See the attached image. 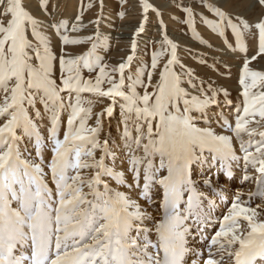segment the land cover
<instances>
[{"label": "snow or ice", "instance_id": "obj_1", "mask_svg": "<svg viewBox=\"0 0 264 264\" xmlns=\"http://www.w3.org/2000/svg\"><path fill=\"white\" fill-rule=\"evenodd\" d=\"M258 3L264 7V0ZM41 6L47 10L44 0ZM149 7L144 4L145 10ZM185 11L191 26L194 23L192 10L186 8ZM214 11L219 17L214 28L226 24L238 37L242 34L241 26L245 30H257L259 53H264V17L255 24L239 17V23H233L224 12ZM0 16L7 17L6 23L0 22V89L9 93L0 105V116L8 117L0 124V264H186L185 257L192 252L187 239L192 228L207 241V257L203 251L195 253L202 264H264V220H257V210L243 205L239 195L218 221L219 228L214 235L210 239L204 236V228L212 221V207L209 202L205 208L200 184L194 179V165L238 157L232 136L197 125L194 113L202 114L214 104L215 93L191 95L181 86V76L172 70L177 63L176 44L165 36L171 55L152 92L147 90L151 71L147 73L149 85L142 80L143 70L135 78L129 76L130 82L125 85L124 71L133 56L112 70L120 73L119 81L112 78L106 71L108 66L99 64L101 58L94 55L96 43L83 56L67 59L60 56L61 81L57 85L52 79L56 56L41 30V21L24 8L21 0H0ZM54 27L58 33L61 27L66 30L62 22ZM73 30H77L75 26ZM29 34L37 44L29 40ZM86 39L92 40V37ZM62 41L64 44L86 42L70 40L66 35L62 36ZM135 47L133 42V51ZM162 55V52L153 53V71ZM81 67L89 71L99 68L94 82L83 78ZM185 74L191 84L192 72L186 70ZM105 79L110 84L106 91L101 87ZM258 82H264V73L251 71L249 61L245 60L240 78L243 114L238 108L234 127L226 118L221 119L222 126L238 140L242 133L250 138L260 136L255 143V154L249 150L253 147L251 139L247 147L244 142L240 143L244 161L260 164L257 169L260 187L264 186V131L257 133L255 128L248 127L251 122L248 117L254 120L259 116L264 121V91L258 95L250 92ZM138 86L144 88L142 95L136 90ZM61 92L69 93L68 107L71 108L62 139L59 138L57 111L64 108ZM85 92L113 99L120 97L124 101L121 139L130 180H126L124 171H116L105 163L107 156L111 155L113 162L116 156L109 149L107 139L100 143L99 130L86 125L85 117L90 108H84L80 99V94ZM72 93L76 94L75 103H72ZM224 94L227 96L226 91ZM38 97L44 111L51 112L48 139L52 155L47 164L42 155L43 137L30 115ZM106 111L111 115L113 109L109 107ZM36 114L39 116V111ZM17 128L35 135L38 161L31 158V153H28L29 158L23 157L18 147ZM96 149L103 153L99 159L95 157ZM45 167L50 171L54 188L49 187L45 179L49 174ZM86 168L95 170L87 180L80 172ZM73 171L75 174L71 175ZM225 174L231 175L230 169ZM104 177L114 179L128 191L113 189ZM203 184L209 185L210 181L204 179ZM85 186L88 193L83 191ZM133 190H139V197L154 206L158 218L131 198L128 192ZM154 196L159 197L158 203ZM241 219L247 222V231L241 229ZM146 221L152 223L151 228L146 226ZM153 232L155 240L151 239Z\"/></svg>", "mask_w": 264, "mask_h": 264}, {"label": "rangeland", "instance_id": "obj_2", "mask_svg": "<svg viewBox=\"0 0 264 264\" xmlns=\"http://www.w3.org/2000/svg\"><path fill=\"white\" fill-rule=\"evenodd\" d=\"M44 2L47 3V10L41 6L42 0H21L24 8L34 18L41 21L43 25L41 30L50 41L51 51L56 56V60L53 61L52 79L56 81L57 85L61 81L60 56L64 55L66 59L83 56L89 52L93 43H96L94 55L101 58L99 64L108 66L106 71L112 78L119 81L120 73L112 70L118 68L120 63H125L129 56H133L131 63L124 71L125 85L130 82L128 77L135 78L140 70H143L142 80L144 84L149 85L147 73L151 71V84L147 90L152 92L159 81L164 64L171 55L170 45L164 42L165 36L169 41L176 44L177 63L172 66V70L181 76V86L191 95L201 96L203 93L212 96L215 93L216 102L214 104L209 105L202 114L194 113L197 117V125L199 127H211L216 133L220 132L219 134L232 136L233 147L239 159H236V162L229 159L226 162L217 160L215 164L213 162L194 165V179L200 184L199 191L203 194L205 208L207 209L209 202H211L212 207V221L209 224V229L204 228V233L207 234L208 239L214 235V231L219 228L218 221L227 214L237 195H239L243 205L257 210V220H264V186L258 187L260 173L257 169L260 164L251 161L246 163L243 159L245 154L240 150L241 141L247 147L248 141L251 139L253 147L249 150L255 154V143L261 138L258 134L250 138L247 133H242L238 140L233 132L222 126L223 119H221V117L226 118L228 123L234 127L237 109L239 108L240 114H243L244 97L240 78L244 62L245 60L249 61L251 71L264 73V53H259L258 31L254 28L245 30L241 26L242 34L238 37L233 28L226 24L219 28L213 27L214 24L219 23L215 9L224 12L226 16L232 19L233 23H239L237 20L239 17L249 24H255L264 17V7L258 3V0H44ZM145 3L151 6L147 10L144 8ZM186 8H190L193 13L194 23L191 26L187 22L189 17L185 11ZM78 17L79 19H77ZM6 21L7 17L0 16V22L6 23ZM61 22L66 25V30L61 27L58 33L54 25ZM74 26L77 29L75 31L73 30ZM64 35L68 36L70 40L81 39L86 40V42L64 44L62 41ZM87 37H92V40H87ZM29 40L34 45L37 44L31 34H29ZM133 42L136 45L134 51ZM156 52H162L163 55L160 57L157 69L153 71L151 69L152 56ZM186 70L192 72L191 84L188 82L189 77L185 74ZM98 73V67L93 71L81 67V75L85 80L92 79L94 82ZM247 82L251 83L250 78ZM101 87L105 91L110 87L107 79L104 80ZM136 90L141 95L144 92V88L139 86ZM225 91L227 96L224 94ZM261 91H264V82H258L255 88L250 89V92L257 95ZM8 94L0 89V105L4 103L5 96ZM60 95L64 101V108H57L60 121L59 138L62 139L67 129V120L71 108L68 107L69 93L61 92ZM71 99L72 103H75V93L71 94ZM80 99L84 108H90V113L85 117L86 125L89 128L99 130L98 139L101 144L107 139L110 146L121 139L124 130V117L121 114V104L124 103L122 98L115 97L113 99L110 96L85 92L80 94ZM109 107L113 109L111 115L106 111ZM37 111L40 113L39 116L36 114ZM30 115L40 136L43 137L42 155L45 164H47L52 155V144L48 139L51 112L46 113L44 111V106L39 102L38 97L35 107L30 109ZM7 118L6 115L0 116V124L5 122ZM248 119L251 121L248 125L249 128H255L257 133L264 131V121H261L259 116L255 117L254 120L251 117ZM75 126H79V118L75 122ZM131 127L132 124L129 122V128L131 129ZM17 131H21L22 134L18 141L19 147L25 146L26 149L32 146L30 143L35 145V135L26 134L22 128H17ZM121 142H118V146L122 148V139ZM27 151L32 154V159L38 161L37 156L33 157L36 155L35 147L27 149ZM102 154L101 149L95 150L96 159H99ZM137 154L142 155V153ZM83 159L90 162L87 157ZM107 160L105 162H108ZM223 163L226 168L234 169L233 178L225 179L223 166L220 167V164ZM198 165L205 166L204 172L201 173ZM45 170L49 173L45 179L49 187L54 188L50 171L47 167ZM217 170L218 173H216ZM80 172L82 177L87 180L93 176L95 170L86 168L81 169ZM70 174L74 175L75 172ZM245 176L250 178L245 180ZM103 179L107 183L108 180H112L110 177ZM204 179L209 180L210 184L204 185ZM83 191L88 193L89 189L85 186ZM222 191L227 194L221 195ZM89 199H91L90 196ZM154 199L157 203L159 202L158 196H154ZM141 202L139 201L142 208L147 209L151 215L158 218L159 213L154 206H150L143 199ZM145 223L147 227H152L151 222L146 221ZM240 227L247 231V222L241 219ZM193 233L198 234V231L193 230ZM132 235H136L135 231L132 232ZM151 239L155 240L154 232ZM188 242L189 248L192 249L190 255L195 254L200 245L204 257H207V241L205 239L201 243H196V238L193 241L188 240Z\"/></svg>", "mask_w": 264, "mask_h": 264}, {"label": "bare ground", "instance_id": "obj_3", "mask_svg": "<svg viewBox=\"0 0 264 264\" xmlns=\"http://www.w3.org/2000/svg\"><path fill=\"white\" fill-rule=\"evenodd\" d=\"M112 103V102H111ZM220 106V105H219ZM217 110H219V109H217ZM206 111V109L204 110V112ZM221 112V111H220ZM214 113V112H213ZM220 114V113H219ZM205 115V114H204ZM203 116V115H202ZM233 124V123H232ZM216 130V129H215ZM216 131H218V130H216ZM220 133V132H219ZM219 133H217V134H219ZM16 135L18 136V137H22V134H21V131H17L16 130ZM35 137V136H34ZM121 142V139H119L116 143L114 142V143H112L110 146H109V149L112 151V152H114L115 153V156H116V159H115V161H117V163H115V161L113 162V157L111 156V155H109V156H107L106 157V159H108L107 161L108 162H105L106 164L108 163V166L109 167H115V169H116V171H124L125 172V178H126V180H130V177H131V174L127 171V169H128V158H127V156L125 155V152L124 151H122V148L121 147H119L118 146V142ZM122 143V142H121ZM32 146H30V147H27L26 149H25V146H22V147H19V150L21 151V153H22V155H23V157L24 158H28V151H27V149H31L32 147H35V145L33 146V143H30ZM36 154V153H35ZM33 157H36V155H34ZM239 160V159H238ZM219 161V160H218ZM227 161V160H226ZM226 161H224V162H226ZM235 161V160H234ZM220 162H222V161H220ZM236 162V161H235ZM239 162V161H238ZM234 163V162H233ZM209 164V163H208ZM214 164H215V162H214ZM199 167H200V170H201V173H202V171H203V169H205V166H200V165H198ZM223 166V167H222ZM220 167H222L223 168V173H224V176L226 177L225 179H229V178H233V176L235 175V171H234V169H231V168H226V166L224 165V163L223 164H220ZM250 167V166H249ZM46 168V167H45ZM217 169V168H216ZM228 169H230V171H231V175H226L225 173H226V171L228 170ZM208 170V169H207ZM46 171V170H45ZM204 172V171H203ZM216 173H218V170L216 171ZM237 174V173H236ZM239 174V173H238ZM243 176V175H242ZM112 179V178H111ZM109 182H108V184L110 185V187H111V185H112V188L113 189H116V190H118V191H128L123 185H120V184H118L114 179H112V180H108ZM113 185H115V186H113ZM223 185V184H222ZM138 191L139 190H133V191H129L128 192V194L131 196V198L133 199V200H137L138 202L140 201H142V199H140L139 198V196H138ZM227 193H225V192H221V195H226ZM142 203V202H141ZM140 203V204H141ZM190 223V222H189ZM211 224V223H210ZM209 226L210 225H207L206 227H207V229H209ZM207 229H205V230H207ZM193 230L194 231H197L195 228H192L191 229V232H190V234H189V236L187 237V239L188 240H190V241H193V239H195L196 238V243H201V242H204V238H202V236H201V234L198 232V234H195V233H193ZM207 234H205L204 233V236L205 237H207L208 238V236H206ZM194 236V237H193ZM196 236V237H195ZM197 236H198V239H197ZM206 241V240H205ZM189 243V242H188ZM189 247V246H188ZM200 245H199V247H197V249L196 248H194V249H196V252H200L201 250H200ZM195 251V250H194ZM203 251V250H202ZM185 261H186V264H193V261H196L197 262V264H202V261L195 255V254H193V255H190V254H188L186 257H185Z\"/></svg>", "mask_w": 264, "mask_h": 264}]
</instances>
